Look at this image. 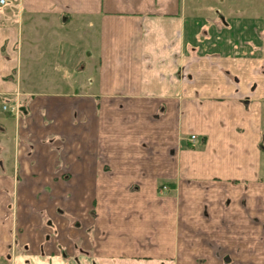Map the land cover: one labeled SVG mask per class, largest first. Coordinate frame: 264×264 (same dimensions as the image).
<instances>
[{
    "label": "crops",
    "instance_id": "1",
    "mask_svg": "<svg viewBox=\"0 0 264 264\" xmlns=\"http://www.w3.org/2000/svg\"><path fill=\"white\" fill-rule=\"evenodd\" d=\"M204 1L0 4V264H264V0Z\"/></svg>",
    "mask_w": 264,
    "mask_h": 264
},
{
    "label": "rangeland",
    "instance_id": "2",
    "mask_svg": "<svg viewBox=\"0 0 264 264\" xmlns=\"http://www.w3.org/2000/svg\"><path fill=\"white\" fill-rule=\"evenodd\" d=\"M213 4L216 5V6H218L219 9L221 11H223L224 16H226L228 18H234L235 19L234 16L236 15L235 12L237 10L244 9L245 12H247V13H245V12H243V13L249 15L252 12V10H253L254 1L253 0H209V1H204V2H201V3L199 2V5H202L204 7H206L205 5H210L211 6ZM258 5L259 4H258V2L256 0V2H255V10L256 9L258 10V8H259ZM217 9L218 8L213 9V11L215 12ZM209 11L211 12V10H209ZM202 12H205V10L202 11ZM202 12H201V14H202ZM212 18L213 17H209L208 16V19H211L212 20ZM78 75L81 77V79H80L81 80V82H80V84H81L80 89H81L82 86H85L86 85L85 90L87 91V89H88L87 79L89 77L88 73L81 72V73H78ZM15 107H17V109H16V117H17V115L19 113V108H18V105H16ZM161 189L162 190H165L164 187L161 188Z\"/></svg>",
    "mask_w": 264,
    "mask_h": 264
},
{
    "label": "built area",
    "instance_id": "3",
    "mask_svg": "<svg viewBox=\"0 0 264 264\" xmlns=\"http://www.w3.org/2000/svg\"><path fill=\"white\" fill-rule=\"evenodd\" d=\"M4 2H5V0H0V4H3ZM3 108L5 109V107H3ZM16 109H17V107H13V108L11 109V111H15V112H16ZM190 139H191V141H194L195 137L192 136Z\"/></svg>",
    "mask_w": 264,
    "mask_h": 264
}]
</instances>
